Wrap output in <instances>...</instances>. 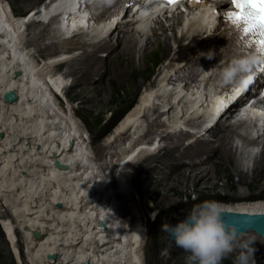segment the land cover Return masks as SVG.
Listing matches in <instances>:
<instances>
[{
	"label": "bare ground",
	"instance_id": "bare-ground-1",
	"mask_svg": "<svg viewBox=\"0 0 264 264\" xmlns=\"http://www.w3.org/2000/svg\"><path fill=\"white\" fill-rule=\"evenodd\" d=\"M23 1H31L35 5L41 2ZM7 6L4 0H0V131L4 133V137L0 139V200H4L6 206L12 207L6 223L9 236L12 239L13 234L15 235L14 224L17 223L32 264H84L85 261L90 264H145L142 256L147 233L144 219L139 216L142 214L139 205L132 208L137 215L135 222L123 216L124 204L132 199L133 190L136 189L140 196L132 173L141 163L142 152L140 149L135 152V148L137 145L141 146L139 143L146 137L143 127L145 122L149 124L148 131L165 128L160 140L167 139L170 131L171 139L196 138V132L202 130L197 128L199 122L207 125L208 121L215 123L221 117L215 118V111L208 103L222 106L226 103L228 95L238 97L240 94H233L237 86L234 75L226 74V69L232 66L230 63L213 67L206 64L207 57H213L212 55L217 53L218 49L212 45L223 33L221 25L213 30V21L222 19V13L229 7V3L226 0H189L186 4L190 10L188 15L182 11L177 12L166 20L155 22L150 31L146 26L145 29L135 31L138 33H133L132 26H117L114 29L119 27L118 40L113 42L109 36L113 30L112 25H104V20L99 23L97 31L90 35H77V26L83 18L72 17L68 13L77 7V0H52L45 4L44 15L51 19L50 23L57 28V21L60 20L61 27L58 31L60 33L61 29L64 30V33L61 32L63 43L57 55L43 61L32 60L31 51L26 48L29 46L22 47L25 33L23 27H27L25 22L28 21L29 14L23 17L14 15L16 19L11 18ZM32 13V19L37 14H43L41 9ZM34 21L30 26L37 25ZM40 21L43 20H38ZM164 21L169 25L166 26ZM180 27L183 28L180 35H176L177 49L169 55V64L166 63L167 66L160 72L161 82L152 89L142 91L136 104L124 114L114 132L102 144V149L110 150L108 154L111 157L119 156L120 163L107 160L102 165L97 164L84 136L88 132L82 124L83 121L77 119L75 110L58 104L61 92L66 89L64 94L67 96L79 83L73 87H63L65 81L81 74L84 77L99 75L105 69L104 65L100 64V67L97 62L99 53L109 51L110 54L116 51L111 57H106L111 65L108 76L111 79L108 82L111 86L120 82L121 88L128 80L134 79L136 74L149 69L146 60L151 55L164 56L171 52V41L166 36L167 32L175 33L177 29L178 33ZM160 28L164 30L160 31L159 37ZM82 35L92 40L82 42V37H85ZM42 37L44 35L39 34L32 43L35 44ZM144 39V44H140V40L142 42ZM52 47L55 45L52 44ZM83 48L92 49L93 52L79 61L72 60L74 65H68V71L64 75L52 72L55 63L61 59L63 61L69 60L65 58L75 57L73 52ZM65 65L62 64L59 71ZM120 65L123 75L118 77L113 71L116 72L115 68ZM203 86L206 87L205 92L213 89L215 97L212 101L204 100ZM10 90L18 95L15 103L3 100V94ZM79 94H75L76 99H82L84 102L95 100L100 103L96 98L98 94ZM104 99L101 100L103 105L114 102L111 98ZM161 102L169 104L165 106ZM188 108L196 112L190 114ZM234 108L233 103L227 107L229 110ZM152 115L156 120L149 122ZM163 116L167 117L168 122L163 123ZM185 125L193 126L195 131L187 130L188 132L184 133L181 129ZM227 127L225 126L223 131H217L218 126L215 129L205 128V133L210 131L218 138V157L225 158L226 166L234 163L235 171L241 173V184L244 188L264 187V142L259 156L255 157L253 154L255 160L252 167H246L242 161L235 163L234 139L230 136L235 132L230 131L231 133L227 134ZM260 128L256 133L257 129L251 130L253 138L249 140V146H255L258 139L263 137L261 132L263 131L264 135V118ZM136 136L140 139H136ZM71 142H74L73 147H70ZM130 142L137 145L129 147ZM198 146L200 148L201 144L195 146L189 143L186 146L190 148L189 152L172 154L174 163H179L183 158L192 160V171L185 170L186 167L185 171L182 168H173V177L165 178L174 182L175 190L180 183L187 185L189 182L184 179L190 178L193 173L196 179L195 189L202 184L212 189L220 186L219 191H223L225 187L215 181L214 172L211 175L210 171H207L208 168H199V163L196 165L202 161L204 154L201 153L206 149L203 147V150H198ZM54 154L57 155L58 161L68 165L65 169L55 167ZM150 155L151 153L148 157H151ZM148 157L145 156L144 160ZM108 170L112 175L107 174ZM140 174L144 175L142 172ZM147 183L154 193L169 194L173 188L172 183ZM215 201L219 203L222 212L264 214V194L252 197L245 192L234 199L225 195ZM179 204L182 205L177 203L171 206L176 207ZM195 204H192V207ZM148 209L150 218H153L154 209ZM101 222H105L107 228L103 229ZM34 230L40 232V239L33 237ZM246 235L240 236L239 241L246 238ZM21 248L20 246L18 251L20 262L29 264L26 263ZM53 254L57 255V259L50 260L49 257ZM262 254L264 255L263 252Z\"/></svg>",
	"mask_w": 264,
	"mask_h": 264
},
{
	"label": "rangeland",
	"instance_id": "rangeland-1",
	"mask_svg": "<svg viewBox=\"0 0 264 264\" xmlns=\"http://www.w3.org/2000/svg\"><path fill=\"white\" fill-rule=\"evenodd\" d=\"M51 1L52 0H41L40 3L35 5L31 1L27 2L23 0H4L5 5L6 6L8 5L7 8H10V13L12 12V15H15L16 17L19 16L23 17L29 14L28 20H30V22L29 24H27V27L33 23V20H35L37 23V25L30 26L31 28L29 27L28 30H25L24 31L25 33L22 38L24 43L22 47H26V46L30 47V48L29 47L26 48H28L31 51L32 60L43 61V59H47L49 57H53L57 55L58 51L62 49L60 47L63 43V40L61 39L63 33L61 32L59 33L56 25L50 23L51 19H47L44 15V6L45 4ZM42 3H44L43 6L41 5ZM39 9L42 10L43 14L42 15L37 14L38 16L36 15L37 17L35 16V18L32 19L33 17L32 12H36ZM38 20H43V21L38 22ZM164 23L166 26L169 25L168 22L164 21ZM120 26L121 25H119V27ZM125 26L123 25V27ZM119 27L113 29L112 32L109 34L113 42H116L118 40ZM157 27L159 26L157 25ZM182 28L183 27H180L178 33L176 29L175 32L176 34L173 32H167L166 36L169 37L171 41L170 53L164 56H162L161 54L151 55L146 60L149 69L144 73L136 74L133 77L134 79L128 80L127 83L123 85L121 88L119 87L120 82L114 83L113 86H111L108 82L111 79L110 77H108L109 68L111 65L109 62H107L108 60L107 58L111 57L116 51L110 52V54L109 51H105L104 53H99L98 56L99 60L97 62L100 67H102V65L105 66V69L102 72H100L99 75H93V76L88 75L84 77L81 74L78 76L69 77L65 81V85L63 87H67V86L73 87V85H76L77 82L79 83L77 84L76 87L72 88V90L69 91L67 96H65L64 94L66 89H64V91L61 92V94L59 92L60 97L58 100V104H61L62 107L66 109L68 108L71 110H75V112L77 113L76 114L77 119L83 121L82 124L85 125L84 127L87 128V132H88L84 136L87 140V143L90 146L92 158L96 161L97 164L102 165L107 160H108L107 162H111L112 160H115L114 161L115 163L118 164L120 163V161H118L119 156L116 155L115 158L111 157L108 154L110 150L102 149L101 148L102 144L105 143V141H107V138L110 137V135L114 132V128L121 121V118L124 116V114L136 104L138 97L141 95L142 91L145 89H152V87L157 86L161 82L160 72H162L164 67L167 66V64H169L168 63L169 55L172 52H174V50L177 49L176 37L180 35ZM122 30H125V32H127L126 29H122ZM162 30H164V28H160L158 32L160 33V31L162 32ZM133 33L136 32L133 31ZM39 34L44 35V37H42V39H38L39 41H36L35 44L32 43V41ZM148 34L151 35V32H149ZM160 36L161 33L159 34V37ZM146 39H144L142 42L140 40V44L145 42ZM91 40L92 38H87L86 35L85 37H82V42H86V41L89 42ZM52 44H54L55 47H52ZM90 52H93L92 49L85 50V48L77 52H73V54H75V57L69 56L71 59L65 58L69 60H63V61H61L62 59L59 60L58 63H55L56 65L55 64L53 65L52 72L54 74H59L57 72H60L61 75H64L68 71V65L73 64L72 60L79 61L83 59L85 56H87ZM61 63L63 65L67 63V65L62 66V69L59 71L62 65ZM121 68H122L121 65L120 67L115 68L116 72L113 71V74L117 73L114 75L118 77L122 76L123 73L121 72L123 71V68L122 69ZM77 93H80L84 96L98 94V97L96 98L100 100V103H97V101L95 100L84 102L82 101V99L80 100L76 99L75 94ZM104 98H111L114 100V102H109V104L103 105V101L101 100ZM167 103L168 102H161V104L165 106L169 104ZM222 118L223 115L219 119H217L215 123L214 122L210 123L208 121L206 129H212V127L215 129L216 126L219 125V122ZM166 119L167 117L163 116L161 120H163V123H165L168 122V119L167 120ZM98 120H100L101 122L99 125H96V121ZM154 120H156V117H154L153 115L149 117V122L150 121L152 122ZM147 125H149L148 122H145L143 127H144V132L146 133L145 135L146 137H144L142 141L139 143L141 146L137 145L135 142H133L132 144L131 142L129 143L131 144L129 147L133 146L134 144L137 145V147L135 148L136 149L135 152H137V150L139 149L142 152V155L140 156L141 163L137 165V167H135L132 173L133 179L135 180L134 181L135 187L138 189L140 196H138L136 189L134 190L132 189L134 191L132 195L133 200L131 199L129 202L125 204L124 201L122 202V204L125 205L123 208L124 209L123 216L125 217V219L128 218L132 220V222H135L137 215L134 213L135 211L134 212L132 211L133 210L132 208L137 207V205H139L140 211L142 213L141 215L139 214V216L140 219L141 218L144 219L143 220L145 223L144 226L147 233L146 234L147 242L144 247L145 248L143 252L144 255L142 256V259L144 260L145 264H186L187 253H185L181 248L177 247L175 245V242L169 239L168 234L161 231L162 224L166 222L174 224L178 220L183 219L186 213L192 208V204L200 203L205 200H213V201L219 200L220 198L225 197V195L234 199L237 198L241 193H245V192L252 197H257L264 194V187L262 188L252 187L249 189L244 188L241 184L242 183L241 173L235 171V165H233L234 163L231 162L226 166V161L224 160L225 158L218 157L219 156L218 138L215 137V135L210 131L208 133L203 134L202 127L204 125L202 124V122H199V124H197V128L199 129L201 128L202 132L197 131L198 133L196 132L195 134L196 139L193 140L192 142L195 141L194 142L195 146L201 144L200 148L199 146L197 147L198 150L200 149L203 150V147H206L207 150L204 149V151L201 153L202 155L204 154L203 159L201 162H197L196 165L199 163L198 165H201L199 168L202 169L208 168L207 171H210L211 175L214 172L216 177L215 181L220 185L224 186L225 188L223 191H219L220 186L219 188L212 189L210 186L207 185L203 186L202 184H200L195 189L194 182L196 179L194 178L192 173L190 178L184 179L189 183L187 185L180 183L177 187H175L176 190L175 191L174 182L172 183L171 180H167L165 177L166 176L173 177V173H172L173 168H182L183 171L193 170V168H191L193 162L192 160H188V158L185 159L183 158L182 161H179V163H174L172 158V154L179 152H183V153L189 152L190 148L184 147V149L181 150V146L183 145L184 140L188 138H183L180 140L171 139L170 138L171 131H170L169 135L166 137L167 139H162L158 141L156 136L160 138L165 128L164 129L163 127L155 128L154 131H148L149 128ZM185 127L186 125L183 126L182 129H184ZM187 128L191 131L195 129L191 125H187ZM251 130L253 129H251L250 126L245 125L237 131L238 135L235 133L230 134V136H232L234 139V153H233L234 161L235 163L238 162L241 163L242 161L243 165H245L246 167L248 166L250 167L253 164L255 157L259 156V154L261 153L260 150L263 148L262 145L264 142V136H263L260 139H258L259 141L255 146L253 145L249 146V140L253 138V132ZM257 131H259V129H257L255 133ZM226 133L228 134V132ZM261 133H263V131ZM203 138H208V140ZM162 143H166V144L163 145L162 147ZM116 146L114 147L115 149ZM148 147L149 148L152 147L149 152H147L149 149ZM119 152L120 151H118V153ZM150 153H151L150 155L151 157H148ZM253 154H255V157L253 156ZM145 156H147L148 158L144 160ZM109 171L110 170L106 171L107 174H110ZM141 172L144 173V175L142 174L143 176L140 174ZM148 181L151 182L160 181L161 184L172 183L173 188L172 191H169L170 195L165 192H159V193L152 192V189H150V187L148 186L147 183ZM177 192H179L180 194L178 195ZM200 197L202 198L200 199ZM177 203H181L182 205L179 204L176 205V207L171 206ZM148 207H150L152 210L154 209L153 212L155 213V215L153 218H150V213L148 214V210H149ZM10 212H12V207H9L8 205L6 206L4 200L3 201L0 200V264H22L20 262L19 252H18L20 246L22 247L21 251L23 253L26 263L32 264L30 261V255L27 251L26 243L24 242V238L22 237L23 234L20 231V228L18 227L17 223L14 224V232L16 231L15 235L13 234L12 239L9 236L6 223L8 221ZM2 216L4 220L1 218ZM251 234L252 233H248V235H246V238L241 239L239 242L240 243L252 242L250 244V247L253 250L252 260L254 264H264V255L262 254V252L264 251V239L255 236L254 234L252 235ZM235 255L236 253H233L229 257L223 259L221 261V264H233Z\"/></svg>",
	"mask_w": 264,
	"mask_h": 264
},
{
	"label": "clouds",
	"instance_id": "clouds-1",
	"mask_svg": "<svg viewBox=\"0 0 264 264\" xmlns=\"http://www.w3.org/2000/svg\"><path fill=\"white\" fill-rule=\"evenodd\" d=\"M161 231L187 253L186 264H221L233 253H236L233 264H254L252 242H239L235 229L225 226L221 207L216 201L195 204L175 224H162Z\"/></svg>",
	"mask_w": 264,
	"mask_h": 264
},
{
	"label": "snow or ice",
	"instance_id": "snow-or-ice-1",
	"mask_svg": "<svg viewBox=\"0 0 264 264\" xmlns=\"http://www.w3.org/2000/svg\"><path fill=\"white\" fill-rule=\"evenodd\" d=\"M162 2L173 5L178 3V0H162ZM231 6L235 11L225 14V23L230 24L241 38L253 37L248 43L249 46L253 44L256 46L260 57L258 70L264 72V0H231ZM253 63H255V57H253Z\"/></svg>",
	"mask_w": 264,
	"mask_h": 264
},
{
	"label": "water",
	"instance_id": "water-1",
	"mask_svg": "<svg viewBox=\"0 0 264 264\" xmlns=\"http://www.w3.org/2000/svg\"><path fill=\"white\" fill-rule=\"evenodd\" d=\"M3 100L7 103H15L18 100V95L15 91L10 90L3 94ZM100 120L96 121V125L100 124ZM4 137L3 131H0V138ZM74 146V142H71L70 147ZM57 155H53L56 158ZM55 166L59 169H65L68 165L61 163L57 159L55 160ZM61 207V205H58ZM222 220L225 226L229 229H235L238 238L246 235V233H253L256 236L264 239V214H249V213H236L231 211L222 212ZM175 224V223H174ZM101 227L107 228L105 222H101ZM33 236L40 239L42 235L39 231H34ZM169 236V235H168ZM169 239L174 241L170 236ZM50 260L57 259V255L53 254L49 257ZM84 264H90L89 261H85Z\"/></svg>",
	"mask_w": 264,
	"mask_h": 264
}]
</instances>
